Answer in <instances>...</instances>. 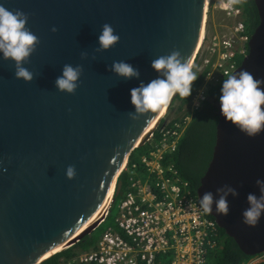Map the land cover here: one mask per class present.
Listing matches in <instances>:
<instances>
[{"label":"water","instance_id":"water-1","mask_svg":"<svg viewBox=\"0 0 264 264\" xmlns=\"http://www.w3.org/2000/svg\"><path fill=\"white\" fill-rule=\"evenodd\" d=\"M205 1L0 0L10 11L27 14L26 27L38 38L22 65L33 74L30 82L16 79L14 63L0 56V264H40L105 220L103 213L91 222L113 187L106 209L112 205L124 161L148 142L151 132L145 133L168 105L133 119L130 90L160 76L151 67L157 57L175 50L182 62L190 60ZM254 2L259 24L232 74L247 70L264 80V0ZM105 23L120 39L100 50L97 38ZM118 61L139 76H118L112 70ZM65 64L82 67L73 94L55 86ZM215 108V144L196 194H213L210 214L245 255L262 254L264 216L248 227L241 214L247 194L260 195L255 181L264 179V132L248 138L225 120L219 101ZM69 165L75 168L72 179L65 175ZM225 186L237 195L227 196L228 214L217 215L215 200L223 194L217 190Z\"/></svg>","mask_w":264,"mask_h":264},{"label":"built area","instance_id":"built-area-1","mask_svg":"<svg viewBox=\"0 0 264 264\" xmlns=\"http://www.w3.org/2000/svg\"><path fill=\"white\" fill-rule=\"evenodd\" d=\"M217 7L224 10L227 17L237 19V23L219 48L212 46L216 45L217 36H212L205 47L201 68H211L192 98V112L209 98L212 86L219 85L226 73L234 72L249 50L251 35L238 20L241 8L234 0H219ZM174 119H160L148 139L151 146L148 153L141 156L140 162L130 164L128 160L124 165L121 174L127 173L129 190L118 202L116 227L106 228L97 249L74 261L86 264H211L209 259L219 245L221 228L211 214L200 212L196 191L182 178L172 160L191 117ZM113 202L114 199L112 205ZM112 205L105 210L106 216ZM243 264H264V253L250 256Z\"/></svg>","mask_w":264,"mask_h":264},{"label":"clouds","instance_id":"clouds-1","mask_svg":"<svg viewBox=\"0 0 264 264\" xmlns=\"http://www.w3.org/2000/svg\"><path fill=\"white\" fill-rule=\"evenodd\" d=\"M28 16L20 10L10 11L0 5V56L5 61H12L15 65L14 75L16 79L30 82L33 74L23 67L28 57L35 51L38 38L26 27ZM52 32L56 28L51 29ZM120 37L115 33L110 24L105 23L97 38L100 50L112 48ZM151 67L160 74L156 79L146 85L130 90V103L134 106L136 114L156 113L169 103L174 95L180 98L189 97L192 84L197 79V73L193 71L189 62H182L180 53L172 51L167 56H159L151 62ZM112 70L125 79L138 77L139 72L130 64L118 61L113 62ZM82 74V67L65 64L62 74L56 78L55 86L63 93L73 94L78 86ZM223 80L219 103L220 111L227 122L235 126L248 138H255L264 132V80L256 79L247 70H240L238 74L226 73ZM163 77V78H161ZM147 121V119H146ZM65 175L68 179L75 176L74 166L66 168ZM260 195L253 192L247 194L248 206L242 211V223L248 227H255L264 216V179L255 181ZM223 194L215 200V212L217 215H227L229 204L227 196L237 195L235 189L225 186L218 189ZM213 194L205 192L198 201V207L202 214L207 215L213 211ZM191 206V205H190Z\"/></svg>","mask_w":264,"mask_h":264},{"label":"trees","instance_id":"trees-1","mask_svg":"<svg viewBox=\"0 0 264 264\" xmlns=\"http://www.w3.org/2000/svg\"><path fill=\"white\" fill-rule=\"evenodd\" d=\"M234 3L243 10L246 32L251 35L259 24V16L254 0H234ZM238 59L241 60L240 57ZM192 68L197 73V79L192 84L191 95L180 98L177 94L171 104L173 105L175 102L179 103L177 116L174 120H180V118L185 116L191 117V121L182 135L178 150L172 156V160L182 178L188 181L191 188L196 191L199 181L210 162L215 144L216 124L218 120V116L215 114V104L219 101L223 81L219 85L212 86L208 91L209 98L202 103L198 110L192 112L190 107L192 98L202 85L208 71L207 67L202 72L196 66ZM150 148L151 146L148 143L136 148L130 155L129 163L140 162L141 156L146 155ZM128 190L129 182L127 173L121 174L117 180L114 203L110 212L118 206V202ZM101 227L102 225L100 229H96L93 233L86 235L75 245L52 255L40 264H68L74 261L73 259L80 257V255L97 249L98 241L103 231L108 227H116V225L108 226L105 229ZM220 231L219 245L212 255V264H243L250 256L245 255L236 242L223 229ZM72 264L86 263L75 260Z\"/></svg>","mask_w":264,"mask_h":264},{"label":"rangeland","instance_id":"rangeland-1","mask_svg":"<svg viewBox=\"0 0 264 264\" xmlns=\"http://www.w3.org/2000/svg\"><path fill=\"white\" fill-rule=\"evenodd\" d=\"M208 1H209V4L207 2V5H209V7L207 8L206 6V10L203 15L204 19L202 22V30L200 32L199 45L201 43V40L203 39L202 44L200 46L201 47L200 57L198 56L197 61L195 62V65L192 64L193 66H196L198 69L201 68L202 60L206 56L205 47L210 44L211 37L216 36V35L225 36V38L229 37L231 34V29L237 23V19L227 17L221 10H219V8L217 7L219 4V0H208ZM204 23L206 27V33L205 32L203 33ZM178 106H179L178 102H175L173 105H170L168 111L165 113L163 117H161L162 121L164 119H172L173 117H176ZM117 213H118V208L115 207L106 216L105 220L100 224V226L102 225L101 228L105 229L108 226L116 225ZM100 226L97 229H100Z\"/></svg>","mask_w":264,"mask_h":264},{"label":"bare ground","instance_id":"bare-ground-1","mask_svg":"<svg viewBox=\"0 0 264 264\" xmlns=\"http://www.w3.org/2000/svg\"><path fill=\"white\" fill-rule=\"evenodd\" d=\"M207 2H208V4H209V1L208 0H206L205 1V6H204V12H205V10H206V6H207V8L209 7V5H207ZM219 10H221L222 12H225L224 10H222V9H220L219 8ZM205 17H206V15H205ZM203 19H204V16H203ZM239 21H242L243 23H244V20H243V17H242V9H241V15H240V17H239V19H238ZM204 29H205V31H204ZM201 30H202V25H201V29H200V31H199V33L201 32ZM206 33V27H205V23H204V28H203V33ZM202 33V34H203ZM217 37H218V40L216 41V45H212L213 46V48H214V46H215V48H219L220 47V45L224 42V40H225V36H221V35H216ZM202 41H203V39L201 40V43H200V45H199V42H200V34H199V39H198V44L196 45V47H195V50H194V52H193V54H192V56H191V58H190V60L188 61L189 63H190V65L192 66V64L193 65H195V62L197 61V58H198V56L200 57V53H201V44H202ZM198 46H199V48H198ZM246 56V55H245ZM245 56L242 58L243 60H244V58H245ZM194 58V59H193ZM193 59V60H192ZM210 68L211 67H208V71L210 70ZM203 70H205L204 68H200L199 69V71L200 72H202ZM235 71V70H234ZM205 78V77H204ZM176 97V96H175ZM168 105H169V103H168ZM167 105V106H168ZM167 106H166V108H167ZM166 108L164 109V111L161 113V117H163L164 115H165V113L168 111V110H166ZM158 122H159V119L158 120H156L153 124H152V126L147 130V132L145 133V135H147L148 133H150L151 132V134L154 132V130H155V127L157 126V124H158ZM151 134H150V136H151ZM128 161V160H127ZM127 161H124V164L122 165V167H121V170L124 168V165L126 164V162ZM112 192H113V187L111 188V190H110V192H109V194H107V198L106 199H104V204L100 207V210H99V212L96 214V216H94V218H93V220L91 221L92 223H94V222H97V221H99L100 220V217H101V215H102V213L105 211V209H106V207H107V204H108V202H109V200H110V197H111V195H112ZM106 213V211L104 212V214ZM103 214V215H104ZM64 246H65V244H63V245H61V246H59V247H57L56 249H54L53 251H51V252H48V253H46V257L47 256H49L50 254H52V253H54L55 251H59L60 249H62V248H64ZM56 254V253H55ZM54 255V254H53ZM51 257V256H50ZM209 261H210V263L212 264V262H211V259H209Z\"/></svg>","mask_w":264,"mask_h":264},{"label":"flooded vegetation","instance_id":"flooded-vegetation-1","mask_svg":"<svg viewBox=\"0 0 264 264\" xmlns=\"http://www.w3.org/2000/svg\"><path fill=\"white\" fill-rule=\"evenodd\" d=\"M242 17H243V10H242ZM202 84H203V83H202ZM201 86H202V85H201ZM201 86H200V87H201ZM200 87H199V88H200Z\"/></svg>","mask_w":264,"mask_h":264}]
</instances>
